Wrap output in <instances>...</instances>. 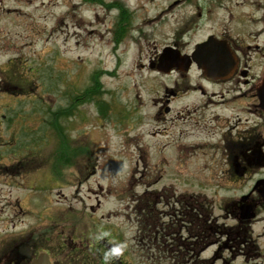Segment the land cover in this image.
<instances>
[{
  "label": "rangeland",
  "instance_id": "374dc122",
  "mask_svg": "<svg viewBox=\"0 0 264 264\" xmlns=\"http://www.w3.org/2000/svg\"><path fill=\"white\" fill-rule=\"evenodd\" d=\"M109 2L134 9L141 24L123 28L119 42L113 34L119 12L106 7ZM263 16L264 0H0V71L15 78L28 72L24 75L30 82V88L15 84L26 86L29 95L9 93L3 99L0 90V104L6 103L0 113L21 110L28 115L30 125L16 128L42 138V150L49 153L65 150L67 141L70 150L93 152L96 171L75 199L63 200L57 189L48 190L42 205L33 203L29 213L16 217L8 206H0V240L9 238L13 224L17 232L34 222L44 225L39 219L42 208L52 234L57 221L67 236L73 225L85 237L88 225L92 236L97 235L93 230L107 229L112 239L132 250H127L129 264H264L260 217L251 227L241 224L239 236L227 235L236 231L237 223L223 206L241 192L188 190L189 170L197 177L208 176L204 160L190 162L167 153L155 157L156 139L163 137L152 136L159 128L154 121L158 79L148 69L154 53L158 57L164 47L189 46L219 29L229 36L236 30L253 33L264 23ZM4 85L13 86L8 80ZM8 134L5 126L1 143ZM49 162L35 165L41 170L33 176L51 173ZM48 183L53 181L49 178ZM0 190L3 200L19 191L17 186ZM185 198L190 200L184 204ZM96 203V218L89 222L59 219L61 208L70 206L80 216L84 204L96 208ZM99 213L107 217L100 219ZM201 216L206 218L203 232ZM64 218L73 220L70 214Z\"/></svg>",
  "mask_w": 264,
  "mask_h": 264
},
{
  "label": "flooded vegetation",
  "instance_id": "af4514ba",
  "mask_svg": "<svg viewBox=\"0 0 264 264\" xmlns=\"http://www.w3.org/2000/svg\"><path fill=\"white\" fill-rule=\"evenodd\" d=\"M113 2L107 3L109 6L106 7L118 9L124 30L141 26L136 20L134 9L121 3L114 6ZM199 15L197 12L196 17ZM152 22L155 25V16ZM254 26L258 24L255 23ZM259 37H263V40H259L261 42L258 41ZM205 42L209 47L192 57L196 46ZM169 47L173 49L174 55L168 71L157 69L158 57H155V53L148 65V69L158 79L155 83L154 121L155 127L159 125V128L152 136L155 139L163 137L156 139L158 144L155 146V157L165 156L164 153H167L172 158H184L190 162L197 158L204 160L202 165L204 169H208V176L197 177L193 170H189L186 180L188 190L241 192L238 199L233 200L234 202L228 200L223 206L237 223L236 231L227 235L239 236L241 224L248 223L241 219L239 213L242 204L253 207L255 213L246 227H251L259 217L264 223V23L253 33L241 34L236 30L233 36H229L228 32L219 29L209 32L204 39L189 46L172 44ZM205 50L210 56L203 54ZM4 72H7L6 76L3 75ZM24 73L28 74L22 72L19 78H15L8 71H0L3 99L7 95L11 96L9 93L13 97L15 93L29 95L26 86L22 88L15 85L24 83L29 87L28 76ZM16 79L20 80L16 82ZM7 80L13 84L10 89H5ZM160 83L161 87L158 86ZM5 106L6 103H1L0 110ZM12 112L13 114L9 111L7 114L0 113V140L5 126L9 131L5 143L0 142V148H7L0 150V186H17L19 191L16 197L10 193L9 198L3 200L0 190V206H8L10 215L16 217L18 213H29L33 203L42 205L48 190L57 189L58 197L63 200L77 198L78 189L95 176L93 152L67 149L49 153L42 150V138L37 140L26 129L19 132L16 128L20 124L30 125L29 116L21 110ZM38 147V151L31 150ZM49 158L52 172L47 174L40 171V174L33 176L41 170H36L35 165H45ZM79 159L84 162L80 164ZM68 170L71 175L64 173ZM49 178L54 183L49 184ZM188 200L190 199L185 198L184 204ZM99 205L96 203V208H93L84 204L80 216L70 206L61 208L58 211L62 212L59 219L62 223H73L77 218L89 222L96 218ZM67 214L72 215L73 220L65 219ZM76 214L78 217H75ZM99 215H102L100 219L107 217V214ZM39 217L44 219V225L34 222L17 232L13 224L9 238L0 240V264H28L39 253H46L52 264H129V248L122 241L112 239L107 229H99L98 232L93 230L97 235L92 236L88 225L84 229L88 236L85 237L81 233L76 234L73 225L69 232L71 235L67 236L63 224L60 225L57 221L52 234L46 224L48 214L42 208L39 210ZM205 222L206 218L201 216V232L205 231ZM246 229H243L244 233ZM102 232L108 235L97 239ZM55 237L59 239L54 240ZM118 244L123 245L121 253L105 261L104 253ZM184 248H187L186 244ZM253 249L259 248L254 246ZM133 253L136 256L135 250Z\"/></svg>",
  "mask_w": 264,
  "mask_h": 264
},
{
  "label": "water",
  "instance_id": "95a60500",
  "mask_svg": "<svg viewBox=\"0 0 264 264\" xmlns=\"http://www.w3.org/2000/svg\"><path fill=\"white\" fill-rule=\"evenodd\" d=\"M173 55L174 54L171 51L164 49L163 53L161 54V56L159 58L158 69L159 70H168V66H169L168 63H170ZM242 212H243L242 218L251 219L254 216V214L251 213V208L249 206H246L244 209H242ZM30 264H50V262L48 260V257L45 254H41L37 258L33 259Z\"/></svg>",
  "mask_w": 264,
  "mask_h": 264
},
{
  "label": "clouds",
  "instance_id": "9594fccd",
  "mask_svg": "<svg viewBox=\"0 0 264 264\" xmlns=\"http://www.w3.org/2000/svg\"><path fill=\"white\" fill-rule=\"evenodd\" d=\"M107 235H108V233L102 232V233H100V236H97L96 238L99 239L101 236H107ZM122 248H123V245L118 244V245H115L114 247H112L111 249H109L108 251H106L104 253L105 261H109L114 256H118L121 253Z\"/></svg>",
  "mask_w": 264,
  "mask_h": 264
}]
</instances>
